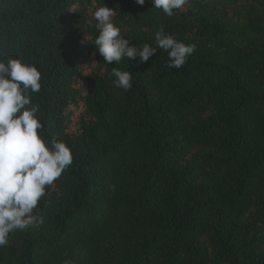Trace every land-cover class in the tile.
I'll return each mask as SVG.
<instances>
[{
  "label": "trees",
  "instance_id": "trees-1",
  "mask_svg": "<svg viewBox=\"0 0 264 264\" xmlns=\"http://www.w3.org/2000/svg\"><path fill=\"white\" fill-rule=\"evenodd\" d=\"M131 43L195 51L104 64L92 12ZM41 73L38 134L71 149L0 264H264V0H0V59ZM132 73L128 90L111 68Z\"/></svg>",
  "mask_w": 264,
  "mask_h": 264
},
{
  "label": "clouds",
  "instance_id": "clouds-1",
  "mask_svg": "<svg viewBox=\"0 0 264 264\" xmlns=\"http://www.w3.org/2000/svg\"><path fill=\"white\" fill-rule=\"evenodd\" d=\"M143 6L145 0H134ZM188 0H151L153 8L169 17L181 9ZM114 8L103 4L92 12L89 24L94 23L98 35L92 43L104 64H119L138 58L147 63L163 49L168 54L167 68L180 69L195 51L160 29L155 34V47L149 43L137 46L121 34L114 25ZM114 85L128 90L132 86V73L111 68ZM41 73L35 65L21 58L0 59V247L9 243L10 233L26 231L36 222L33 215L38 202L46 195V188L73 163L71 149L66 142L55 137L46 141L38 134L43 129L37 113L40 106L32 102L31 94L41 90ZM65 264H70L66 261Z\"/></svg>",
  "mask_w": 264,
  "mask_h": 264
}]
</instances>
